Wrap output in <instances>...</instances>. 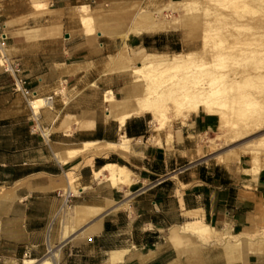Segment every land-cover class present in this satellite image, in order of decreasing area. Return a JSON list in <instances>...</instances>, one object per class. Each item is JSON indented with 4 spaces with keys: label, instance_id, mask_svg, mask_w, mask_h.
I'll return each mask as SVG.
<instances>
[{
    "label": "crops",
    "instance_id": "crops-1",
    "mask_svg": "<svg viewBox=\"0 0 264 264\" xmlns=\"http://www.w3.org/2000/svg\"><path fill=\"white\" fill-rule=\"evenodd\" d=\"M85 1L91 5V0H0V55L20 65L36 98H53L52 106L37 112L33 99L15 90V75L0 65V190L17 195L7 214L0 212V264H20L22 247L40 245L35 239L24 244L21 237L47 230L58 209L73 199L104 209L90 218L102 220L101 227L81 242L59 241V264H264V239L249 238L252 246L263 240L254 246L257 253L239 241L264 230V165L253 172L245 155L232 163L200 156L198 137L219 126L214 114H191L174 127L170 141L165 132L160 142L150 141L149 114L120 124L128 106L110 105L105 92L122 100L128 84L102 66L117 43L92 45L83 35L77 41L79 34L62 39L73 9ZM166 40L135 34L119 45L158 49ZM87 142L119 146L90 147L65 163L55 155ZM108 164L127 168L131 182L113 186L106 177L96 178ZM21 207L35 210L39 220L22 217ZM194 221L210 227L208 239L183 230ZM6 244L12 247L8 255Z\"/></svg>",
    "mask_w": 264,
    "mask_h": 264
},
{
    "label": "bare ground",
    "instance_id": "bare-ground-1",
    "mask_svg": "<svg viewBox=\"0 0 264 264\" xmlns=\"http://www.w3.org/2000/svg\"><path fill=\"white\" fill-rule=\"evenodd\" d=\"M196 3H197L196 0L171 1L169 5L172 8H170V6H166L162 9L159 8L160 10L157 9L158 10L157 12L153 11L154 13L151 12V10L147 11V10L137 9V11L139 10L138 13H136V15L132 14L131 24L128 23L127 28H124L122 26H117L114 25V23H112L109 26L107 25L106 26L107 28L105 29L103 28L104 29L103 32L99 31V33L115 39L119 37L127 38V36H129L128 34L130 33L141 35L144 33H152V32L165 31V30H171L177 28L188 29L189 21L191 20V18H194L190 14V11L193 10L194 4ZM88 7L90 8V6ZM88 7L86 5H81L79 7V16L81 22L85 24V26L87 27L88 31H86L85 33L88 32L87 34L89 36L93 32L92 30H94L93 27L96 26V25L93 26V23H96L95 21L97 17L94 19V17L92 16L93 12L92 14H90L89 12L90 10H88ZM164 10H168L170 11V13L177 10L181 12V15L179 17L175 16V17H171V19H165V16L163 17ZM217 16L218 15L212 17H217ZM208 22L209 20H207L206 23ZM125 25L126 24L124 23V26ZM210 25H209L210 28H212L211 26H214V25L211 26ZM209 35L210 34H208L207 36L209 37ZM91 38L93 37L91 36ZM204 40L206 41L205 46L201 51H193V52L180 51L173 53L172 55L170 54V56L164 53H156V52L147 53L141 58V60L139 61V65L137 67H132V70L130 72L132 76H134L135 83L130 87L128 93L125 95V97L122 100L119 98L116 99L112 90L105 92L106 97L104 101L108 102L110 105L113 106L122 105L124 107L128 106V113L124 115L121 114L122 116L119 117L120 124H124L126 118H129L133 115L150 114L151 115L150 123L153 127V130L156 132H160V131L162 132V130H166L165 131L166 136L168 138V141H170L172 139V132L170 127L172 126V123L175 120L177 119L185 120L191 114H196L200 111H203L218 116L219 118L218 131L220 136L226 133L228 134V132H230L233 134V137L238 138L257 130L258 131L263 130L264 95L258 96L256 95L255 90H254L255 92L252 91L255 87L256 88L259 87L260 89H262L261 86L264 85V70H261L263 69V67L262 66L260 67L259 65V62L263 54L261 55V51H260L259 55H261L260 56L261 58L258 56L260 59L259 58L257 59V57H255L256 54L254 56L253 55L254 53L252 54L250 53V51L249 54H252L253 55L252 57L248 55L247 51L246 54L245 52L246 47H244V52L249 57H247L244 54L243 50L242 51L240 50L242 49L240 47H238L239 50H237L236 52L230 51L228 48H232L233 50L239 43L238 42L235 45V43H233L235 40H233L232 42L234 45L227 43L228 45L230 44L231 46L223 50L222 49L220 50L219 48L218 51L217 49L218 44L220 42H223V40L222 41L219 40V43L217 42L218 44L217 43L209 44L206 35ZM247 44L248 43H246L245 45ZM223 45L220 46L223 47ZM259 46L260 48H262L260 44ZM259 46L257 47L259 48ZM238 48L236 47L235 50ZM126 50L123 49V54L122 52L120 53L122 55L120 56L121 59L118 60L117 62L121 63L122 61H128V68L126 69L128 70L131 67L130 64L132 62L134 63L135 59L131 52H128V54H126L127 53ZM249 50L253 52L251 48ZM262 51H264L263 48ZM242 54L244 56H242ZM238 55L244 58L243 62L242 60L239 59V61H241V63L239 62V64L242 65L241 68L240 67L237 68L236 66L232 67L227 64L223 65L224 62L225 63L230 62L229 60L226 61V58L228 57L229 58L233 57L234 58L233 63L236 62L238 63V61L235 62V58L236 60H238L237 59V57H239ZM245 56L247 58H245ZM112 58L111 60H114ZM261 62H264V58L263 60H261ZM231 65L233 64L231 63ZM120 67L125 68L124 65L119 67L116 65L114 69L118 70ZM113 68L111 66V69ZM258 92L261 93L260 90ZM244 103L250 106L249 108L250 110L247 114L244 113L245 112V108L243 107ZM32 104L37 112H39L42 107L52 106V102L47 98H36L35 100H33ZM259 104L260 106H258ZM244 114L245 116L243 119L236 120L237 116ZM234 139L232 141H234ZM129 141L130 140H125V142L128 143ZM82 145L83 146L79 149H71L64 152L60 151L57 152L55 155L60 161L65 163L66 161H68L69 158L75 156L77 153L83 150L85 152V150L90 147L112 148L119 146L116 144L100 143V142H87ZM124 146H125L124 144L121 145V148H124ZM244 154H248L251 156L253 172H257L259 169H261L264 163V162L262 163L261 161L262 159L260 160V155L264 154V132L260 133L255 137L244 139L243 141L239 142L238 145H236V147L229 148L224 153H219L216 156H218V158L222 162L232 163L233 161H237L239 157ZM94 174L95 177L98 179L101 177H106L107 180H109L113 186H120L126 183L129 184L132 178L131 172L127 168L118 166L117 164H108L103 168H101L100 170H97ZM73 190L75 191V189ZM73 190L72 192L76 193ZM67 191L69 192V190ZM16 196L17 195L15 191L13 193H11L10 191L0 192V200L10 201V200H14ZM113 202L114 201L111 200L107 201L108 204H112ZM102 210L104 209L92 205H77L73 222L64 224L63 226V231H62L63 237L64 238L69 237L71 234L70 232L75 231L74 228L76 225L90 218L99 216ZM101 221L99 220L88 224L86 227L82 228L79 231V233L75 235L74 238L86 240L92 237L93 235L97 234L100 231ZM176 230L177 227L175 231H173L172 229L173 232L178 233L176 232ZM183 230L192 232V234H196L197 236L203 238H208L211 235L210 227L204 224L203 222H199V221L188 222L187 224L184 225ZM174 238H178V236ZM262 238L264 237H261L260 239ZM250 239L246 236H239V241L240 243L243 244L242 247L244 246L245 248H247V246L245 245L251 246ZM239 241L235 244L237 245ZM262 241L259 240V243ZM49 242H50V235H49ZM259 243L258 244L254 243V244L259 245ZM50 247L52 248L51 244ZM259 247L257 249H259ZM260 250L261 249H259V252ZM257 251L258 250L256 251L254 250L253 252L257 253ZM233 252L234 251H232V253ZM112 254L115 255L117 254V252H113ZM27 261L29 262V264H34L35 262H37V259L29 258ZM42 262L43 264H53L50 258H45L43 259Z\"/></svg>",
    "mask_w": 264,
    "mask_h": 264
},
{
    "label": "rangeland",
    "instance_id": "rangeland-1",
    "mask_svg": "<svg viewBox=\"0 0 264 264\" xmlns=\"http://www.w3.org/2000/svg\"><path fill=\"white\" fill-rule=\"evenodd\" d=\"M171 1H177V0H118L117 2L116 1L110 2V0H109L108 2L104 3L103 5H97L98 2H96L94 4L90 3L91 4L90 8L88 7L89 6L88 1L79 2L77 4V6L73 9L74 14H75L73 17L74 20L69 21L66 24V27L64 28L65 34H62V39L67 38L66 34H69V35L79 34L78 35L79 37L76 39L77 41L82 40V38L80 36L83 35V36H86V40L89 44L93 43L92 45L95 44V45L99 46L97 44L98 42H100V43H102V42H106V43L116 42L117 46H114L113 48H111V50H110L111 52H108L109 54L106 53V56L104 58H102V60L104 61V64L102 66H104V68H106L109 72H113V69L116 67V65L118 67L124 65L125 68L120 67L118 70L114 69V72L116 71L118 74H120L122 76L121 82H125L126 84H128V90L135 83L134 76H132L130 71L132 70V67H137L139 65V61L141 60V58L144 55H146L149 52H156V53H164V54L170 56V54L172 55L173 53L180 52V51L181 52L201 51L203 49V47L205 46V42H206L204 40L205 35H206V38H207L209 44H211V43L215 44L217 42L219 43V40H221V41L223 40V42H220L219 44L217 43L218 44V47H217L218 51H219V48H220V50L221 49L223 50V49L228 48L231 45H234L233 43H235V45H236V43L239 42L241 44L238 43V45L236 47L242 48L240 50L241 51L243 50V52H244V47H246L245 52L247 51L248 55L250 57H252L253 55L255 56V54H256L255 57H257V59H258L262 54L264 55V53H263L264 51H262V48L264 50V45H263L264 44V0H196L197 3L194 4L193 10H191L192 12L190 11V14L194 18H191V20L189 21L188 29L177 28V29L141 34V35L155 34V35H160V36H167V40L164 43V45L158 49H156V48H144L142 46L138 47V48L137 47H131V46H128V48H121L119 43L121 40H125L126 37H119V38L113 39V38H110L107 36L100 35V33H99V31L103 32L104 29L107 28L106 26L107 25L109 26L112 23H114V25L127 28L128 23L131 24L132 14L136 15V13H138V11L140 9L141 10H147V11L151 10V12H153V11L157 12L158 10H160L166 6H170L169 3ZM81 5H86L88 7V10H90L89 11L90 14H92V12H93L92 16L94 17V19L97 17L96 21H95L96 23H93V26H95V25L96 26L93 27L94 30H92L93 31L92 33L90 31V33H91V35H89L90 37L87 34L88 32L85 33L86 31H88V29L85 26V24H83L81 22V19L79 16V7ZM170 8H172V7L170 6ZM137 9H139V10L137 11ZM134 10H136V11H134ZM180 15H181V12L177 11V10H175L171 13L168 10L163 11V17L165 16V19H171V17H175V16L179 17ZM215 15H218V16L212 17ZM100 19H101V21H100ZM206 19L209 20L208 23H206L207 22ZM117 22L120 23L121 25L118 24ZM124 23L126 24L125 26H124ZM210 24L214 25V26H211ZM209 25L212 28H210ZM208 34H210L209 37H211V38H209L207 36ZM128 35L133 36L135 34L130 33ZM91 36L93 38H91ZM94 36H96V37H94ZM129 36H127V37H129ZM233 40H235V41L233 42ZM214 41H216V42H214ZM95 42H97V43H95ZM224 43H226V44L230 43L231 45L227 44L228 45L227 46ZM246 43H248V44L245 45ZM223 44L226 46H224ZM259 44L262 46V48H260ZM220 45L221 46L223 45V47H221ZM250 46H252V47H250ZM257 46H259L260 50ZM133 48H137V49H133ZM235 48L233 50H232V48H228V49L230 51H235V52L237 50H239V48L236 50H235ZM250 48L252 49L253 52H251V50H249ZM123 49L128 50V51L126 50V52H127L126 54H128V52H131L134 56V59H135L134 63L132 62L133 64L132 63L130 64L131 67L128 70H126L128 68V61H122L121 63L117 62L118 60L121 59L120 56H122V55L120 53L122 52V54H123ZM118 51H119V53H118ZM249 51H250V53H252V54L254 53V54L253 55L249 54ZM260 51H261V55H259ZM245 52H244V54H245ZM247 52H246V54H247ZM263 55H262V58L260 57L261 60H263V58H264ZM242 56H244V55L242 54ZM242 56H239L240 58L237 57L238 60H236V58H235V62L238 61V63L237 62L233 63L234 58L228 57V58H226V61L229 60L230 62L225 63L222 60L224 62L223 65L227 64V65H230L232 67L236 66L237 68H239V67L241 68L242 65L239 64V62L241 63V61H239V59L242 60V62H243L244 58ZM246 56H245V58L249 57V56H247V57ZM241 57H242V59H241ZM111 58L114 59L115 62H114V60H111ZM6 59L7 58L4 55H0V65L1 66H3V64L6 62ZM261 60L259 62V65H260V67L261 66L263 67V69H261V70H264V66H263L264 62H261ZM231 63L233 65H231ZM125 64H127V65H125ZM111 66H112V68L114 66L115 67L113 69H111ZM128 72H130V73H128ZM258 88L259 87H257V88L255 87L252 91L255 90L256 95L263 96L264 95V85L261 86L262 89H260V88L258 89ZM259 90L261 91V93L258 92ZM35 99L36 98H33V100H35ZM258 106H260V104ZM243 107L245 108L244 113L247 114L250 110L249 109L250 106H248L247 104L244 103ZM245 114L237 116L236 120L243 119ZM148 116L151 119V115L149 114ZM185 123H186V119L185 120L184 119L175 120L172 123V126L170 127L171 131H173L174 127H179ZM150 126H151L150 131L148 133V137H150V141L156 142L157 140H160L159 139L160 134L164 133L166 130H162V132L161 131L156 132L153 130V127L151 124H150ZM170 128H168V129H170ZM262 132H264V128H263V130H259V131L257 130V131L248 133L242 137H238V138L236 137L235 138V137H233V134L230 132H228V134L226 133L227 135L224 134V135L220 136L218 128H216L213 132H210L209 134H202L198 137V149L200 150L199 154L203 158H212L214 160L221 161L218 158V156H216L217 154L224 153L227 149L236 147V145H238V143L243 141L244 139H247L250 137H255ZM242 138H244V139H242ZM233 139H234V141H232ZM244 155L246 156V158L251 159L250 155H248V154H244ZM263 158H264V154L260 155V160L262 159L261 160L262 163L264 162ZM263 165H264V163H263ZM74 189H75V191L74 190L73 191L76 192L74 194L78 195V193H79L78 189L77 188H74ZM5 191H10V190H6L3 188L0 190V192H5ZM10 192L12 193V191H10ZM13 201L14 200H10V201L0 200V212H4L7 214L8 208H9V206L12 205ZM79 204H80L79 202H77L76 200L73 199L72 201H70L68 203V206H66V208H64V210H62V206H64V205H62L58 209L57 213L51 218V222H50V225L48 226L47 230H43L42 232L38 231L35 236L31 235V237H29L28 234H25L24 236H22L21 237L22 240L26 241L24 244H26L29 241V239H31V240L35 239L37 241V243L40 245H37L33 249H31L30 247L26 248L25 246L22 247L19 263L20 264H29V262L27 261L29 258H36L37 262H35L34 264H43V262H42L43 259L50 258L53 264H59V260L61 258V253L58 250V248L56 247L58 242L64 241V240H72V242H76V243L81 242L82 241L81 239H78V238L75 239L74 237H75V235H77V233H79V231L82 228H84L88 225V221H89V223L91 221V219H88L86 221L79 223L74 228L76 232L75 231L70 232L71 234L67 238L63 237V235H62L63 226L65 223H70L72 221V217L74 215L75 207ZM18 212L20 213V215L22 217L26 215L27 220H29V219L30 220H39V219H36V211L35 210L30 212L27 208L21 207V209ZM64 212H66L65 218H63ZM49 235H50V242H49ZM242 236H245V235H242ZM261 237H264V230L262 232H260L259 234L254 235V236H249L248 238L255 239V238H261ZM201 238H203V237H201ZM208 238H203V239H208ZM262 239H264V238H262ZM50 244L52 245V248L50 247ZM246 246L250 250L254 249V246L252 247V245L251 246L246 245ZM247 248H246V251H249ZM5 249H6V255L12 253V251H11L12 247L10 245L6 244ZM5 264H12V263L6 262Z\"/></svg>",
    "mask_w": 264,
    "mask_h": 264
},
{
    "label": "built area",
    "instance_id": "built-area-1",
    "mask_svg": "<svg viewBox=\"0 0 264 264\" xmlns=\"http://www.w3.org/2000/svg\"><path fill=\"white\" fill-rule=\"evenodd\" d=\"M90 3L94 4L96 3V0H91ZM4 68L6 71L12 73L15 75V80H14V88L17 91H22L27 97L30 98H36V95H34V93H32L30 91V89H28L25 84H26V79L23 78L20 74H21V67L18 63H11L6 59V62L3 64ZM48 100H50L52 102V96L47 98ZM33 102V101H32ZM70 201L66 200L64 202V206H62V210H64V208H66V206H68V203Z\"/></svg>",
    "mask_w": 264,
    "mask_h": 264
},
{
    "label": "trees",
    "instance_id": "trees-1",
    "mask_svg": "<svg viewBox=\"0 0 264 264\" xmlns=\"http://www.w3.org/2000/svg\"><path fill=\"white\" fill-rule=\"evenodd\" d=\"M147 46V45H146Z\"/></svg>",
    "mask_w": 264,
    "mask_h": 264
}]
</instances>
